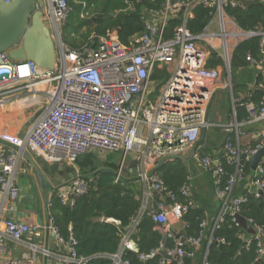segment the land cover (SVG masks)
I'll use <instances>...</instances> for the list:
<instances>
[{
	"label": "built area",
	"instance_id": "1",
	"mask_svg": "<svg viewBox=\"0 0 264 264\" xmlns=\"http://www.w3.org/2000/svg\"><path fill=\"white\" fill-rule=\"evenodd\" d=\"M257 1L264 3V0ZM45 2V15L49 17L58 40L60 66L57 61L54 71H43L32 61L14 62L7 54H0V107L10 101V94L26 90L30 95L23 99L40 108L24 137L0 134V264H37L38 253L50 257L49 247L31 243V257L25 260L9 258L8 241L20 243L26 237L43 231L53 233L66 247L61 264H88L90 261L78 254L75 238L66 240L61 236L52 216L45 225L22 223L12 218L21 192L18 177L33 173L31 165L24 159V151L33 157H42L51 167L61 163L75 164L91 153H119L121 161L115 183L121 181L120 175L129 162V154H133L138 162L137 170L146 199L157 192L170 200V204L161 203L157 210L151 212L157 230L166 241L151 253L141 255L143 263L161 256V264L173 261L184 264V259L197 257L203 240L207 239L202 264H209L210 246L214 242L225 243V240H215L214 233L227 217L244 231L240 238L245 241V247L257 242L256 262L264 261V226L246 218L255 233L246 231L237 221V215H242L240 206L247 202V195L233 196L236 184L245 178V169L252 156L264 147V131L255 147L244 146L239 136L242 125L264 124V95L260 105H246L249 116L243 123L237 121L236 111L230 125H215L208 118L213 97L220 88L222 69L229 74L227 64L230 62L231 65V55L238 44L260 36L264 55V28L244 32L225 13V7L246 6L240 0H167L161 10L148 13L146 32L135 38L130 46L121 43L117 31H111L105 37L93 35L87 44L73 49L63 41L61 32L73 8L67 0ZM200 5L213 10L212 19L204 33L195 36L188 24ZM86 17L88 14H82V18ZM175 18L180 20V24L173 29L172 37L167 38L169 23ZM214 25L218 26L219 32L212 30ZM230 38L234 39L232 46ZM216 39H220V46L213 43ZM213 53L223 59L224 68L208 67ZM247 60L253 66L264 65V58L257 60L249 55ZM157 70L166 71L169 76L160 95L154 99L157 88L153 76ZM262 77L259 87L264 93V70ZM229 79L226 90L233 88L230 74ZM215 126L231 127L230 134L237 133L235 140L227 138L223 149L227 163L235 167V172L224 185L226 172L223 162L196 153L195 158L200 165L214 177L216 195L222 206L215 218L203 221L199 237H187L183 231L185 224L176 231L173 222H183L185 214L195 207L191 178L181 191L187 199V203L182 204L177 202L175 194L168 190L154 169L165 158L187 156L201 139L203 129ZM263 165L264 159L252 174L251 183L246 188L248 195L261 197L260 193L264 192ZM68 188V192L59 194L58 198L63 205L74 206L78 198L89 193L91 186L77 172ZM146 208L147 204L141 216L132 223L134 228H137ZM132 236L133 229L123 235L119 253L110 256L114 264H130L122 260L125 250L138 252ZM167 241H171L173 246L166 247ZM165 254L178 256L181 261L169 259Z\"/></svg>",
	"mask_w": 264,
	"mask_h": 264
},
{
	"label": "trees",
	"instance_id": "2",
	"mask_svg": "<svg viewBox=\"0 0 264 264\" xmlns=\"http://www.w3.org/2000/svg\"><path fill=\"white\" fill-rule=\"evenodd\" d=\"M73 12L65 27L73 29L72 37L67 45L78 49L88 43L89 39L105 37L108 32L117 31L122 44L130 46L135 38L146 32V12L161 10L167 0H67ZM191 1V0H173ZM212 9L202 5L196 7L194 19L190 20L188 27L195 36L204 33L212 19ZM228 17L235 20L238 27L244 32L257 31L264 28V3H258L250 7H225ZM82 14L88 17L82 18ZM180 24L175 18L170 21L167 38H171L173 29ZM261 37L255 36L241 41L231 55V72L235 77L234 97L236 102V117L238 122L247 120L249 114L246 108L248 103L260 105L263 99L262 90L248 91V84L239 77L243 76L250 68L247 57L251 55L257 60H262L264 55L261 51ZM210 68H224L225 63L217 53H213L208 62ZM248 75V74H246ZM169 75L166 71L157 70L153 76L154 81H164ZM253 81V79H251ZM263 77L257 76V85L261 84ZM234 83V82H233ZM235 140V134H229ZM227 137V138H228ZM227 140V139H226ZM226 143V142H225ZM258 142H253L255 147ZM225 146V145H224ZM224 149V148H223ZM202 157L206 156V150L200 151ZM220 160L225 167L224 185L235 172V167L226 161L224 151L219 152ZM91 155L87 156L91 166L96 164ZM78 162V161H77ZM264 167V165H263ZM98 167L93 169L92 178H86L90 183V191L76 200L74 206L63 205L62 201L54 196L49 207L50 215L54 218L59 233L66 240L71 237L78 242L77 251L81 257L90 259L88 264H114L110 256L119 253L123 235L129 231L132 222L137 219L143 206V190L135 182L115 183V176L99 172ZM156 173L163 179L168 190L173 192L179 203L186 204L187 199L182 194L183 187L189 183L191 168L182 160H174L166 163ZM253 174L250 164L245 169V178L238 182L234 188L233 196L247 195V202L241 204V214L254 220L258 225L264 226V196L256 197L247 193V186L251 181L247 177ZM214 188V186H213ZM167 204L170 200L167 199ZM217 210L212 211L203 206L190 208L183 217L185 224L184 234L187 237H199L201 224L207 219L215 218ZM152 214L146 212L139 220L136 233L133 235L138 246V252L125 250L123 261L130 264H161V256L143 263L141 255L151 253L163 243V235L157 230ZM244 232L236 227L227 217L226 222L214 233L215 240H225V243L214 242L210 246L208 254L209 264H264L257 263V242H253L249 248L245 247V241L240 238ZM208 240L204 239L202 247L195 259L186 258L184 264H202L206 252ZM166 247H172L173 243L167 241ZM170 264H177L176 261Z\"/></svg>",
	"mask_w": 264,
	"mask_h": 264
},
{
	"label": "crops",
	"instance_id": "3",
	"mask_svg": "<svg viewBox=\"0 0 264 264\" xmlns=\"http://www.w3.org/2000/svg\"><path fill=\"white\" fill-rule=\"evenodd\" d=\"M263 70H264V65L263 66H253L250 64V68L248 69V71L246 73H243V76L248 74L247 75L248 76L247 81H246V83L248 84V91L262 90L259 87L260 84L257 85L256 77L260 76V75L262 76ZM251 79H253V81H251ZM225 85H226V81L223 82V80L221 79L220 88L215 95L219 99V104H218L217 109L213 110L212 113L209 115L210 121L212 123H214L215 125H226L227 124L224 121L225 120V114L219 106L222 99L227 96V95H222V93L224 91H226ZM12 87H16V86H12ZM257 87H259V89H257ZM29 95H30V92H27L26 90H19L17 92H14V93L9 95L10 101L5 106L0 107V134H7V135H13V136L20 135L22 137H24L27 134V132L31 128V125L33 124L34 120L36 119V117L38 116V114L40 112L39 106H37V105L34 106L32 101L29 102V101L24 100L25 97H28ZM232 97L234 100V110L232 111L230 117H232V119H233L234 118V111H236V106H237L236 102L240 101L243 98V95H241L240 98H238L236 100L234 97V91H233ZM243 122H239V123H243ZM218 128L223 129V127L215 126L213 128L208 129L207 135H209V133L211 131H213L214 129H218ZM263 131H264V124H262V123H256L253 125H242L239 129L240 142L244 146H250V145H252L253 142H257L259 140V136ZM235 134H237V133L235 132ZM224 145H225V143H224ZM224 145L219 147V148H215V147L212 148V151L209 154L208 151L210 150L211 145H209L206 141V144L203 147H200L197 150V152L200 153V151L204 149V150H207L208 155H210V156H205V157H210L212 159H220L219 152L223 150ZM190 153H191V150L187 155H189ZM91 154H88V155L81 157L78 160V162L75 163V166H74L75 169H73V171L75 173L79 172L82 177L92 178L93 173H94L93 169L96 167H92L91 164L86 159L87 156H89ZM107 154L108 155H114L113 153L112 154L107 153ZM91 156H93V154ZM104 157L107 158L106 155ZM128 160H129V163L132 160H134V155L129 154ZM193 160L198 163V165H199L198 167L193 166V164H195V163H193ZM114 161H115V164H107L108 166L100 167L98 169V171L100 169H103V168L112 169V170L116 171L120 165L121 156L118 157V159H115ZM106 163H104V164H106ZM76 165H78L80 169H78L76 167ZM186 165L190 166V168H191L190 187H191V192L193 195L195 205L206 207L209 210L212 207V211L217 210V215H218L221 207H218L219 199L216 195L214 177H213L212 173L207 171L204 167H202L196 158L190 160L189 163ZM61 166L73 168L71 166V164H69V163H61L58 165L60 172H62ZM53 167L54 166L50 167V170H52V173H53ZM50 170H48V171H50ZM21 175H23V176L20 177V179L18 180V184H19L20 191H21L20 197L22 199H20L18 203L17 202L15 203L16 212L12 215V218L18 222L27 223L28 219H30V218L32 219V217H31L32 215L26 211L27 209L24 208L25 207L24 204L27 203L26 198L28 196H30L32 190L38 189L39 184H37V179L33 173L21 174ZM53 175L55 177L56 182H53L51 180L50 181L55 186H63V188L61 191L54 193V194H51L49 205H51V199L54 196L58 197L59 194H64V193L68 192L69 182L71 181L72 177L74 176V175L70 174V175H66L65 177H59V175H57V173H55V174L53 173ZM135 183L142 184V187H143V206H142V209L139 213V216H141L142 210H143L145 204H147V208H146L145 212L143 213V215L146 212H148V207H149L150 202L152 204V209L157 210L159 205L161 203H163L160 200V198L153 194V196L146 199L145 188H144L143 183L141 181L135 182ZM213 186H214V188H213ZM40 192L42 193L41 189H40ZM42 197L44 200V204L46 206V211L44 213H42L41 223L39 224L37 222H34L35 220H38V218H37L35 220L33 219V222H32L33 224L35 223V224H39V225H45V224H48V222H49V216H51L50 212H49V205L47 204L43 193H42ZM31 200L34 201L35 196H32ZM166 201H167V199H166ZM30 203H31V201H30ZM183 227H184L183 222H181V221H174L173 222V229L174 230L178 231V230H181ZM129 228H130L129 230L133 229V235H134L136 233V228H134L132 226V224ZM155 229H157V228H155ZM131 240L136 244L135 240L133 239V236H132ZM36 242H39L38 244H40V245L49 247L51 252H52V255L50 257H46L42 253H38L37 254V264H61L62 263V259L65 255L66 247L59 243V241L57 240L56 236L53 233H49L46 231L45 232L43 231L39 235H30V236L26 237L20 243L8 241L9 258H13L15 260H25L26 258L31 257L32 251H31L30 245H31V243H36ZM121 248H122V245H121Z\"/></svg>",
	"mask_w": 264,
	"mask_h": 264
},
{
	"label": "water",
	"instance_id": "4",
	"mask_svg": "<svg viewBox=\"0 0 264 264\" xmlns=\"http://www.w3.org/2000/svg\"><path fill=\"white\" fill-rule=\"evenodd\" d=\"M240 2L246 7L259 3L257 0H240ZM45 9V0H10L9 2L6 0H0V54H7L9 59L14 62L32 61L40 70L54 71L57 67L58 61L57 45L53 38L51 28L44 20ZM147 16L148 12L144 14V17ZM227 65L231 76L230 62ZM235 86L236 85H233L232 89L224 91L222 95H233ZM257 89H259V87H257ZM218 104L219 99L217 96H214L209 108L208 118L212 111L217 109ZM207 131L206 128L203 129L200 141L191 149L189 155L173 159L165 158L159 163L154 172L158 171L166 163L177 159L188 164L190 160L195 158L197 150L206 144ZM23 155L25 161L31 165L33 174L35 175L44 198L49 205L51 194L59 192L62 190L63 186H55L50 181L46 173L51 166L46 163L42 157H33L28 151H24ZM263 159L264 147L252 156L250 163L252 173H255L258 170ZM137 168L138 162L135 159L130 163L128 162L120 175L121 180L125 183L141 181ZM57 169L58 166L53 167L54 174ZM99 172H106L114 176H119L118 172L112 169L103 168L100 169ZM251 180L252 174L247 177V181L250 182ZM153 194L158 196L163 203H166V198L161 194L157 192H154ZM260 195L263 197L264 192H261ZM152 211V204L150 202L148 212L151 213ZM237 221L250 234L255 233L253 228L248 225L245 217L238 214ZM165 241L166 238L163 237V242ZM165 255L169 259L181 261V258L178 256L171 257L167 254Z\"/></svg>",
	"mask_w": 264,
	"mask_h": 264
},
{
	"label": "rangeland",
	"instance_id": "5",
	"mask_svg": "<svg viewBox=\"0 0 264 264\" xmlns=\"http://www.w3.org/2000/svg\"><path fill=\"white\" fill-rule=\"evenodd\" d=\"M44 20L48 23V26L51 28L53 38L56 41L57 54H58V57H59V59H58V66H60V54H59V49H58V40H57V37H56V33H55V30H54V27H53V25H52V23H51V21H50V19H49V17L47 15L44 16ZM229 29H231V28L229 27ZM212 30L213 31L215 30L217 32L220 31L217 25H214V27L212 28ZM61 32H62L63 41L66 44H68L69 41H70V39H71V37H72L73 29L71 27H63L62 30H61ZM213 43L215 45H217V46H220L221 41H220V39H216ZM229 44L232 46L234 44V39H231L230 38L229 39ZM247 77L248 76L245 75V76H240L239 78L243 82H246L247 81ZM167 79H168V77L165 78L164 81H155V84H156V88L157 89H156V92L154 94V99L160 95L162 88L166 85ZM222 80H223V82H225V81L226 82H229V80H230L229 79V74H228V72H227L226 69H222ZM231 80H232V83L234 82L233 85H235V77H233L232 75H231ZM226 95L227 96L222 99V101H221V103H220L219 106H220V108L223 110V112L225 114V120L224 121L227 123L226 125H230L231 124V121L233 120L232 117H230V115H231L232 111L234 110V100H233V97H232L231 94H226ZM231 129H232L231 127L223 128V129L222 128H218V129H214L213 131H211L209 133V135H207L206 141H207V143L209 145H211L210 146V150L208 151L209 154L212 151V148H214V147L215 148H219V147H221V146L224 145V143L226 142V139H227L228 135L231 132ZM233 130H235V129L233 128ZM208 152L206 150V156H210V155H208ZM92 154H93V156H91V157H93L92 158L93 159L92 161L95 162V164H96V166H98V168L103 167V166H108L107 164H115V161L114 160L115 159H118V157L121 156L119 153H116V154L113 153L114 155H108L107 153H95V154L92 153ZM109 154H112V153H109ZM105 155L107 156V158L104 157ZM87 160H89V159H87ZM89 163H91V162H89ZM104 163H106V164H104ZM193 163H195V164H193L194 167H198L199 166L198 163L195 162L194 160H193ZM71 166L73 168H68L66 166H61L62 172L59 171V167H58L57 172H56L57 175H59V177H65L66 175H70V174L76 175V173L73 171V169H75V167H74L75 164H71ZM76 167L78 169H80L78 165H76ZM46 174H47V176L49 177V179L51 181L56 182L55 177H54V175L52 173V170L47 171ZM22 176L23 175H19L18 180ZM37 184H38V182H37ZM139 185H140V189L143 190L142 184H139ZM20 194H21V192H20ZM32 196H35V200L34 201L31 200V197ZM20 199H22V198L19 197V199L16 202L18 203ZM30 201H31V203H30ZM26 202L28 204L25 203L24 204L25 205L24 208H26L27 209L26 211L29 214L32 215L31 216L32 219L31 218L28 219L27 220V223L28 224H31L33 222V219L35 220V219L38 218V220H35L34 222H37V223L40 224L41 221H42V219H41L42 218V213H44L46 211V206L44 204V200H43V197H42V193L40 192L39 185H38V189L37 190H35V189L32 190L30 196H28L26 198ZM218 202H219L218 203V207H221L222 206V203L220 202V200ZM36 243H39V242H36Z\"/></svg>",
	"mask_w": 264,
	"mask_h": 264
},
{
	"label": "flooded vegetation",
	"instance_id": "6",
	"mask_svg": "<svg viewBox=\"0 0 264 264\" xmlns=\"http://www.w3.org/2000/svg\"><path fill=\"white\" fill-rule=\"evenodd\" d=\"M50 170V169H49Z\"/></svg>",
	"mask_w": 264,
	"mask_h": 264
}]
</instances>
